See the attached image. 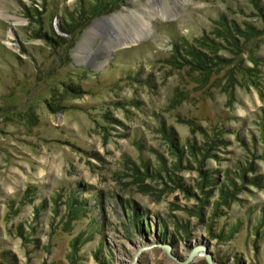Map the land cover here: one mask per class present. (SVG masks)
I'll return each instance as SVG.
<instances>
[{
    "label": "rangeland",
    "instance_id": "374dc122",
    "mask_svg": "<svg viewBox=\"0 0 264 264\" xmlns=\"http://www.w3.org/2000/svg\"><path fill=\"white\" fill-rule=\"evenodd\" d=\"M77 3L0 0V264H264V0Z\"/></svg>",
    "mask_w": 264,
    "mask_h": 264
},
{
    "label": "trees",
    "instance_id": "16d2710c",
    "mask_svg": "<svg viewBox=\"0 0 264 264\" xmlns=\"http://www.w3.org/2000/svg\"><path fill=\"white\" fill-rule=\"evenodd\" d=\"M40 2L42 5V10L45 11L46 6H47L46 4H47L48 0H40ZM114 2H116V0H78V3L76 5V9H75V13H71V14L70 13L69 14L64 13L65 15H63V24L65 26H72L74 24L76 25L78 23H81V21L84 22L86 19L90 20L92 18H95V17L101 15L103 12H106L108 10V6ZM26 16L28 17V19L32 20L33 24H37V23L40 24L37 19L35 21V19L33 17V11L32 10H27ZM74 16H75V18H73ZM227 31L229 34L231 33L230 32L231 29H229ZM42 37L44 39H47V41H49L50 44H53L52 41L50 40V37L46 36L45 34H42ZM173 43H174L173 49H172L173 56L174 57H181L184 59V61H186L187 58H192L194 63H191V64H194L196 67L197 66L202 67L205 70H207V69H210L211 66L216 65V63H215L216 60H219V61L222 60L220 57H218L216 55H214L213 58H209L205 53L201 52L198 49V47L194 48L192 45H189V43L184 38H182L181 41H179V42L177 40ZM64 93H66L68 95H72V97H75V96H78L80 94V90L77 87H73V86L68 85L64 89ZM160 130L164 134L165 138L168 139L171 149L176 153V155H179V163H180V161H182V159H180V158H182V157L184 158L182 145L179 144V142L174 137V134L172 133V131L170 129H167L166 127H164L162 125ZM218 142H220L222 144L225 143L223 140H219ZM141 162H142V166L144 167L147 174H156L161 170L166 171L165 168L161 167L162 169H157V170H154V172H152L149 170L150 166L148 164V161L143 160L141 158ZM202 173H203V176L205 178L209 176L207 174V171L202 172ZM225 179H226V181L222 182V183H224V185L222 187H220V189L218 190L221 197H226L229 194H233L234 190H236V185L232 182V178L230 177L228 172H225ZM243 180H246L245 175H243ZM250 181L256 183V178L251 179ZM227 182H229V185H231L233 187V191H230V190H228L227 187H225V185L227 186ZM206 183L208 185L210 184L212 186L211 182L209 183L207 180H206ZM71 200H73V199H71ZM84 205H85V203H83V202L76 201L74 203V201H71V202L69 201V203H68L69 212L72 211L73 213H75L73 215L77 214V218H79V213H84L87 211L86 207ZM71 208H72V210H71ZM75 208H79V209H75ZM79 210H81V211H79ZM76 211H78V212L76 213ZM132 222L133 221H131V223ZM135 226L138 228L139 231L142 228L141 223H139V222H136ZM78 242H79L78 239L77 240L74 239L73 241H71V248L73 249V251L78 249V245H79Z\"/></svg>",
    "mask_w": 264,
    "mask_h": 264
},
{
    "label": "water",
    "instance_id": "95a60500",
    "mask_svg": "<svg viewBox=\"0 0 264 264\" xmlns=\"http://www.w3.org/2000/svg\"><path fill=\"white\" fill-rule=\"evenodd\" d=\"M105 19H106V18L102 19L100 22H106ZM193 257H194V254L192 253V254L189 256V258H188L184 263H182V264H188V263L190 262V260H191ZM206 260H207V263H208V264H213L210 258H207Z\"/></svg>",
    "mask_w": 264,
    "mask_h": 264
},
{
    "label": "bare ground",
    "instance_id": "6f19581e",
    "mask_svg": "<svg viewBox=\"0 0 264 264\" xmlns=\"http://www.w3.org/2000/svg\"><path fill=\"white\" fill-rule=\"evenodd\" d=\"M103 48V47H102Z\"/></svg>",
    "mask_w": 264,
    "mask_h": 264
}]
</instances>
